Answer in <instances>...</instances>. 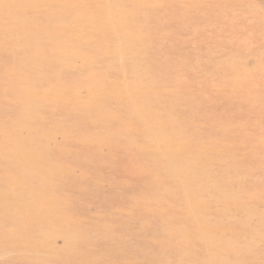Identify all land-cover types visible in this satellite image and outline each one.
Returning a JSON list of instances; mask_svg holds the SVG:
<instances>
[{"label": "rangeland", "instance_id": "obj_1", "mask_svg": "<svg viewBox=\"0 0 264 264\" xmlns=\"http://www.w3.org/2000/svg\"><path fill=\"white\" fill-rule=\"evenodd\" d=\"M0 264H264V0H0Z\"/></svg>", "mask_w": 264, "mask_h": 264}]
</instances>
